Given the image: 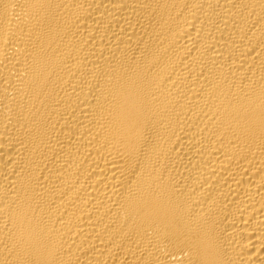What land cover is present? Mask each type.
<instances>
[{
  "label": "bare ground",
  "instance_id": "bare-ground-1",
  "mask_svg": "<svg viewBox=\"0 0 264 264\" xmlns=\"http://www.w3.org/2000/svg\"><path fill=\"white\" fill-rule=\"evenodd\" d=\"M0 264H264V0H0Z\"/></svg>",
  "mask_w": 264,
  "mask_h": 264
}]
</instances>
